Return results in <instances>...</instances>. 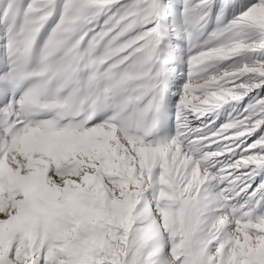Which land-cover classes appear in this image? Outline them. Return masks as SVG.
Returning a JSON list of instances; mask_svg holds the SVG:
<instances>
[{"label":"snow or ice","instance_id":"6c2138e0","mask_svg":"<svg viewBox=\"0 0 264 264\" xmlns=\"http://www.w3.org/2000/svg\"><path fill=\"white\" fill-rule=\"evenodd\" d=\"M0 264H264V0H0Z\"/></svg>","mask_w":264,"mask_h":264},{"label":"rangeland","instance_id":"374dc122","mask_svg":"<svg viewBox=\"0 0 264 264\" xmlns=\"http://www.w3.org/2000/svg\"><path fill=\"white\" fill-rule=\"evenodd\" d=\"M213 27H215V24H214V23H209L208 28H207V30H206V32H205V35H207V32L211 31V30L213 29ZM228 111H231V109H225V111H224L223 114L220 116V118L217 119V121H216L217 125H219V124H221V123L224 122V119H225V117L227 116V112H228ZM233 115H235V113H233ZM207 119H212V117H208ZM205 122H206V121H205ZM200 123H201V121H193V126H194V127H195V126H198V125H200Z\"/></svg>","mask_w":264,"mask_h":264}]
</instances>
